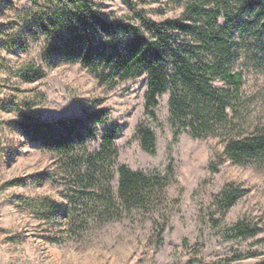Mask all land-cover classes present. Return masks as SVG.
Segmentation results:
<instances>
[{"label": "rangeland", "instance_id": "1", "mask_svg": "<svg viewBox=\"0 0 264 264\" xmlns=\"http://www.w3.org/2000/svg\"><path fill=\"white\" fill-rule=\"evenodd\" d=\"M88 1L108 20L135 17L127 0ZM132 1L154 22L183 14L178 0ZM64 6L0 0V264H264V157L220 163L227 132L196 136L173 123L170 89L153 118L145 114V74L109 87L80 62L59 60L51 50L68 31L56 23L44 33L37 24ZM233 41L232 69L243 83L231 129L242 135L264 123V58L247 32L236 30ZM25 67L32 80H25ZM101 111L95 136L77 157L99 151L105 131L115 127L117 156L98 163L92 184L84 166L62 164L61 154L28 141L18 125L21 113L54 122ZM140 123L155 133L153 153L140 144ZM117 164L159 177L152 194L120 201ZM227 185L241 193L223 210L217 199ZM43 198L62 215L43 219Z\"/></svg>", "mask_w": 264, "mask_h": 264}, {"label": "trees", "instance_id": "2", "mask_svg": "<svg viewBox=\"0 0 264 264\" xmlns=\"http://www.w3.org/2000/svg\"><path fill=\"white\" fill-rule=\"evenodd\" d=\"M60 1L65 3L63 11L56 18L50 16L37 24L44 33L56 23L63 24L68 31V37L51 50L59 60L80 62L109 87L145 74V114L153 118L159 97L170 89L173 123L190 128L196 136L215 128L227 132L218 155L220 163L231 160L244 164L264 157V123L242 135L234 134L231 129L235 127L233 119L240 105L243 83L242 73L232 69L233 35L238 29L247 32L264 58V0H178L183 3L181 18L160 23L146 18L132 0H127V4L135 17L112 21L103 18L88 0ZM245 14L248 15L244 19ZM24 78H33L26 74V67ZM217 81L222 84L216 85ZM105 113L54 122L38 121L21 113L23 120L18 121V125L28 141L61 154L62 164L75 166V169L84 166V178L92 184L98 163L117 156L116 127L105 131L99 151L84 152L80 157L77 153L85 148L88 138L95 136L92 126L102 122ZM136 134L142 148L153 153L156 149L154 131L140 123ZM115 165L116 159L110 163V166ZM116 168L118 198L123 202L149 197L160 180L143 171H134L126 164H117ZM109 174L112 177V173ZM240 193L231 185L225 186L217 199L221 209L236 202ZM48 200L43 198L39 203L43 210L41 217L49 220L54 215L61 216L57 204L51 203L48 207ZM110 204L108 197L106 205ZM234 228L241 231L242 222Z\"/></svg>", "mask_w": 264, "mask_h": 264}]
</instances>
